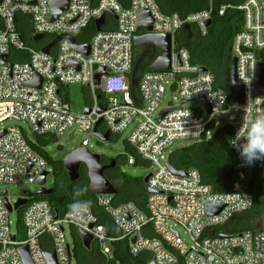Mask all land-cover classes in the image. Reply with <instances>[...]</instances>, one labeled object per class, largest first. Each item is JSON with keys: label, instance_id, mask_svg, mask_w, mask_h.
I'll return each mask as SVG.
<instances>
[{"label": "built area", "instance_id": "obj_1", "mask_svg": "<svg viewBox=\"0 0 264 264\" xmlns=\"http://www.w3.org/2000/svg\"><path fill=\"white\" fill-rule=\"evenodd\" d=\"M50 1L0 0V124L14 118L27 123L30 130L28 134L17 125L0 129L5 130L0 136V183L35 187L13 201L6 190L0 193V264H25L20 253L23 246L32 264H50L47 254L54 255V264H71V227L92 236L103 264H119L113 262L112 243L124 239L131 255L148 251L155 264H264V228L230 227L252 208V193L215 190L203 182L195 167L181 169L185 176L176 175L167 167L169 153H165L175 140L210 138L221 122L233 127L232 138L250 117L264 116V95L256 93L255 85L256 63L263 62L264 0L240 4L209 0L206 9L185 16L162 12L155 0H68L54 19ZM228 9H237L243 16L242 27L230 42L236 81L243 88L242 103L234 101L233 89L229 94L215 86L214 74L192 63L187 47L177 46L175 41L176 32L188 26L206 36L207 22ZM142 10H148L153 19L150 32L171 35L170 66L141 73L133 92L132 43ZM18 14L29 19L30 44L18 30ZM101 17L104 21L98 30L96 20ZM20 22L27 23L25 19ZM34 34L41 38L33 40ZM59 35L63 37L47 53L41 50ZM72 35L76 36V46H89L88 54L72 48ZM100 68L105 72L97 85L95 72ZM38 79L39 87L27 85ZM75 83L88 89V113H73L66 107V90ZM167 87L177 95L176 103L162 106ZM98 94L103 97L98 98ZM200 97L206 104L196 100ZM189 102H197L203 110L186 106ZM165 108L171 109L158 119ZM99 120V134L104 133L102 128L113 135L129 130L126 141L150 173L145 188L152 192L147 194L144 209L133 201L115 203L113 194H95L97 206L119 230L117 235H109L87 204H77L58 216L44 200L28 202L39 187L37 179L43 172H51L47 161L30 145L32 135L59 139L74 131L81 137L80 147L89 150L90 141L98 139L94 129ZM230 148L237 171L254 168L255 163L244 166L239 153ZM135 160L134 156L126 157L131 166ZM19 198L27 202L15 208ZM218 206V213L207 214L208 207ZM19 208L24 224L22 239L18 237L17 218L14 223L10 220Z\"/></svg>", "mask_w": 264, "mask_h": 264}, {"label": "trees", "instance_id": "obj_2", "mask_svg": "<svg viewBox=\"0 0 264 264\" xmlns=\"http://www.w3.org/2000/svg\"><path fill=\"white\" fill-rule=\"evenodd\" d=\"M162 12L166 14L178 13L185 16L190 13L202 11L207 8L209 0H155ZM217 3L230 2L240 4L244 0H216ZM126 4V2H124ZM18 30L21 32L23 39L30 44V25L28 17L17 15ZM20 19H25L27 23H21ZM242 12L237 9H228L223 16L214 15L212 22L208 27L206 36H201L195 26L189 29H181L175 34L177 46L187 47L191 62L206 67L215 76V86L224 88L229 94H232V87L228 80V69L232 60L230 52V42L236 32L242 27ZM136 47L132 48L133 67L137 64L144 67V72L149 71L148 66L160 54L153 47H145L143 53L138 54ZM260 58L264 62V50L260 51ZM139 75V73H137ZM133 92L136 87H132ZM98 93H101L98 90ZM103 97V94H101ZM66 99V98H65ZM234 129L230 125H225L216 130L213 135L200 141L191 142L189 145L169 152L168 158L172 161L178 170L189 169L195 167L201 173L203 182L211 185L215 190L230 191L235 190L236 172L234 168L235 156L230 148L229 140ZM119 135H111V138H117ZM32 148L41 155L48 163L53 174L51 183V191L47 194L31 193L32 200H44L61 216L65 211L72 208L73 205L87 202L94 213L99 216L100 222L105 225L109 235L119 234V230L115 228L112 220L104 214L102 209L95 202V194L88 188L86 179V170L80 165V176L75 182H70L62 165L61 158H53L44 147L50 144V136L37 135L33 141L29 140ZM125 143L135 154V165L142 164L134 149L125 140ZM126 160V158H124ZM251 175L249 192L254 196V204L252 208L246 212L243 217L255 210L256 208L264 215V161H256L252 170L248 171ZM105 175L109 174L105 172ZM85 179V181H83ZM142 177H130L120 173L119 181L112 184L116 187L117 193L114 196V202L133 201L140 208H145L147 193ZM129 185V189H128ZM79 192V195L76 193ZM16 226L18 237L24 238V224L22 221V208L17 210ZM239 221H233L231 225L234 227H242L249 224V221L255 219L250 217L245 222L244 218ZM113 226L116 231H113ZM251 230V229H250ZM71 236L73 237L74 249L86 250L80 242L78 233L74 227H71ZM113 262L119 264H149L151 253L143 251L133 256L129 252L128 242L124 240H116L112 243ZM104 263V260L101 264Z\"/></svg>", "mask_w": 264, "mask_h": 264}, {"label": "water", "instance_id": "obj_3", "mask_svg": "<svg viewBox=\"0 0 264 264\" xmlns=\"http://www.w3.org/2000/svg\"><path fill=\"white\" fill-rule=\"evenodd\" d=\"M51 8H52V14L51 19H54L63 9L67 7L68 0H51L50 1ZM103 17L96 20V28L99 30L101 25L103 24ZM152 23L153 19L149 13L148 10H142L138 16L137 21V31L138 34L133 37V47H147L152 46L155 47L160 51V55L157 56L149 65V70H165L168 69L170 66V55H171V35L169 34H155L150 32L152 29ZM210 21L207 22V25H210ZM145 30V33H142V31ZM63 36L59 35L57 36L54 41H52L49 45L43 47L41 50L44 52H48L51 45L55 44L58 40H60ZM33 40H38L41 38V35L34 34L32 36ZM70 39L72 41V48L78 49L82 51L85 54H88L89 46H76L75 45V39L76 36L72 35L70 36ZM5 59V56L1 58V62H3ZM256 59H258L257 53H256ZM137 65V64H136ZM134 66L133 71L131 73L132 79H131V86L134 87L137 85V78L135 77V74L137 72V66ZM202 71L207 70L206 67L201 66L200 68ZM105 72L104 68H100L95 72V84L100 83V76ZM228 80L231 84V87L233 91L235 92V99L234 101L237 103L243 102V88L242 86L237 83L236 81V61L235 58H232L231 63L229 65L228 69ZM40 79L31 81L27 83V85L31 86H38L40 85ZM256 93L264 95V62L258 61L256 63ZM98 98L101 97L100 94L97 96ZM196 100H201L206 104V101L203 97L197 98ZM186 102V100H182L181 103ZM68 108L69 106L66 105ZM171 108H165L163 109L159 115L158 119H160L166 112H168ZM98 111L100 112L101 109L99 108ZM89 109L85 108L84 113H88ZM209 112V109H208ZM101 120L96 122L95 129H94V135L97 136L99 139L103 141L109 140L110 132L107 131L105 134L101 135L97 131V125L100 123ZM5 133V130H0V136H2ZM33 138L36 137V135H32ZM58 141V137L53 135L51 137L50 142L55 143ZM62 165L66 172V175L70 182H75L79 176V167L80 165H83L86 170V176L88 178V188L89 190L94 194H116L117 189L115 186L106 178L104 172L108 168L115 167L116 162L114 158L110 159V163L107 165H104L100 161V155L96 153H91L87 148L85 147H78L74 149L73 151L66 154L62 159ZM167 167L170 169L171 172H173L176 175L185 176L186 171L185 170H178L175 168L174 164L171 160H167L166 162ZM50 174L49 171H45L42 173V175L37 179L36 184L39 185V187L35 190L36 194H47L51 191V188H46V181L47 176ZM150 176V173L148 172L142 179L144 185L146 186L147 180ZM152 190L146 189V193H151ZM1 194H5V190L0 191ZM27 202L26 198H19L17 203L15 204V208H18L19 206L25 204ZM6 204L11 211V206L7 203ZM221 209V206L218 207H208L207 208V214H214L218 213ZM79 236L82 241V245L85 248L90 247V243L92 241V236L83 231L78 230ZM134 240V238H133ZM20 253L22 255V258L25 262V264H32L29 260L28 254H27V247L23 246L20 248ZM48 260L50 264H54V255L47 254ZM149 264H155L154 260H151Z\"/></svg>", "mask_w": 264, "mask_h": 264}, {"label": "rangeland", "instance_id": "obj_4", "mask_svg": "<svg viewBox=\"0 0 264 264\" xmlns=\"http://www.w3.org/2000/svg\"><path fill=\"white\" fill-rule=\"evenodd\" d=\"M136 48H137L136 49L137 53L141 54L143 53V50L141 49H144L145 47H136ZM63 93L65 92L63 91ZM176 96L177 95L175 94V92L169 90L167 87L164 93L163 101L161 105L165 106L168 103H176ZM66 100H67L70 110L73 113H83L85 107L90 102V96H89L88 89L85 86L78 84V83L71 84L68 86L66 90ZM186 106L191 107V108H199L203 110L200 104H197V102H189L186 104ZM12 125L20 126L26 133L30 134L28 124L20 120L14 119V118H11L7 121L2 122V124H0V129L3 127L7 128ZM225 125H226V122H221L219 123L218 128H222ZM128 131L129 130L125 131L123 134L119 135L117 138H111L107 141H100L96 138H93L90 141L89 151L91 153L100 154V155L114 158L117 160L116 167L113 170L114 173L111 175L109 174L108 176L105 175L110 182L119 181L120 173H123L130 177H142L143 178L149 172V167L147 164L140 163V164L131 166L127 164L126 160L124 159L129 155L135 157V154L125 143L126 136L128 135ZM190 143L191 141L188 139L175 140L172 146L168 150H166L165 153L167 155L172 150L182 148L184 146L189 145ZM80 144H81L80 135L74 131H70L68 133L61 135L57 142L50 143L47 146L46 151L53 158L62 159L66 154L80 147ZM53 178L54 177L52 173H50L47 176V181L45 185L46 187L51 186ZM235 178H236L235 179L236 183L234 184L235 190L249 191V188H250L249 183L251 181V175L249 172H236ZM86 179L88 181L87 176H86ZM83 181H85V179H83ZM34 189H35L34 186H28L27 184L6 185L3 183H0V190L7 191V195L10 201L16 200L19 197V195L22 194L23 191H27V190L33 191ZM128 189H129V185H128ZM17 216L18 215L16 212H12V214L10 215V220L12 221V223L15 222ZM250 217L254 218L255 220L249 221ZM243 218L245 222L249 221V224H246L240 227V229L257 230V229L264 228V215H262V213L259 211L258 208L246 214ZM66 231L69 233V228H67ZM68 241L73 247V257H72L71 264H99L100 263L98 256H97V252H96L97 248L95 247L94 243L90 247V249L80 250L79 252H76V250L74 249L73 237L72 236L68 237Z\"/></svg>", "mask_w": 264, "mask_h": 264}, {"label": "clouds", "instance_id": "obj_5", "mask_svg": "<svg viewBox=\"0 0 264 264\" xmlns=\"http://www.w3.org/2000/svg\"><path fill=\"white\" fill-rule=\"evenodd\" d=\"M229 144L239 153L244 166L264 161V116L255 119L250 117L248 123L230 138ZM76 195H79V192ZM83 204L86 205L87 202Z\"/></svg>", "mask_w": 264, "mask_h": 264}, {"label": "crops", "instance_id": "obj_6", "mask_svg": "<svg viewBox=\"0 0 264 264\" xmlns=\"http://www.w3.org/2000/svg\"><path fill=\"white\" fill-rule=\"evenodd\" d=\"M189 28H190V26L186 27L185 29H189ZM150 64H151V63H150ZM136 66H137L138 69H137V72H136V74H135V77L138 78V76H139L141 73L144 72V67H140L139 65H136ZM148 67H149V66H148ZM133 68H134V67H133ZM148 69H149V68H148ZM137 73H139V75H138ZM131 78H132V76H131ZM89 96H90V95H89ZM65 98H66V97H65ZM99 124H100V123H99ZM99 124L97 125V131H98V129L101 127ZM102 130H103L104 133H102L101 135H103V134H105V133L107 132V131H104L103 128H102ZM98 133H99V132H98ZM111 135H112V134L109 135V139H111ZM33 140H34V138H33ZM50 140H51V137H50ZM98 140L103 141V140H101V139H99V138H98ZM50 143H51V142H50ZM46 148H47V147H44V150H45V151H46ZM99 155H100V154H99ZM105 157H107V156H105ZM107 158H109L108 161H110L111 158H110V157H107ZM62 159H63V158H62ZM100 161H101V155H100ZM101 163H102V162H101ZM102 164H103V163H102ZM115 167H116V166H115ZM115 167H114V169H115ZM114 169H113V170H114ZM105 171H106V170H105ZM50 173H51V172H50ZM113 173H114V172L111 170V172H109L108 174L111 175V174H113ZM104 174H105V172H104ZM106 178H107V177H106ZM111 183H112V182H111ZM46 188L48 189L49 187H46ZM115 188H116V187H115ZM145 190H146V188H145ZM117 192H118V191H117ZM113 195L115 196L116 194H113ZM230 227H233V225H230ZM113 231H114V232L116 231V229L114 228V226H113ZM70 235H71V229H70ZM78 236H79V234H78ZM79 239H80V242H81V245H82V241H81L80 236H79ZM93 243H94V242L91 241V243H90V247L93 245ZM94 245H95V244H94ZM82 246H83V245H82ZM83 247H84V246H83ZM90 247H89V248H85V247H84V248H85V249H90ZM95 247H96V245H95ZM80 250H81V249L78 248L77 252H79ZM96 252H97V256H98L99 262H100L99 264H101V263L103 262V258L100 256V254L98 253V251H96Z\"/></svg>", "mask_w": 264, "mask_h": 264}, {"label": "flooded vegetation", "instance_id": "obj_7", "mask_svg": "<svg viewBox=\"0 0 264 264\" xmlns=\"http://www.w3.org/2000/svg\"><path fill=\"white\" fill-rule=\"evenodd\" d=\"M108 159H109V158H107V157L101 155V162H102L104 165H107V164L110 163V161H108ZM115 162H116V164H117V160H116V159H115ZM115 166H116V165H115ZM113 169H114V167H112V168H108V169H106L105 172L109 173V172H111V170L113 171Z\"/></svg>", "mask_w": 264, "mask_h": 264}]
</instances>
